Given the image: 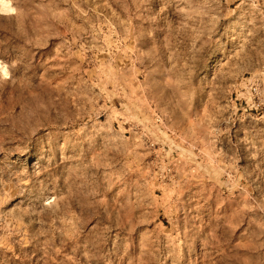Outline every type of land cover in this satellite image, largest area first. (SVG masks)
<instances>
[{
    "label": "rangeland",
    "instance_id": "obj_1",
    "mask_svg": "<svg viewBox=\"0 0 264 264\" xmlns=\"http://www.w3.org/2000/svg\"><path fill=\"white\" fill-rule=\"evenodd\" d=\"M7 1L0 264H264V0Z\"/></svg>",
    "mask_w": 264,
    "mask_h": 264
},
{
    "label": "bare ground",
    "instance_id": "obj_2",
    "mask_svg": "<svg viewBox=\"0 0 264 264\" xmlns=\"http://www.w3.org/2000/svg\"><path fill=\"white\" fill-rule=\"evenodd\" d=\"M13 8L10 6L9 2L7 0H0V11L1 12H9ZM1 65V64H0ZM0 71L3 74H6L5 67L1 65ZM7 75V74H6Z\"/></svg>",
    "mask_w": 264,
    "mask_h": 264
}]
</instances>
